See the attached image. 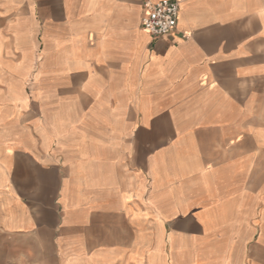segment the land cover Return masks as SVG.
I'll return each instance as SVG.
<instances>
[{
	"label": "crops",
	"instance_id": "crops-1",
	"mask_svg": "<svg viewBox=\"0 0 264 264\" xmlns=\"http://www.w3.org/2000/svg\"><path fill=\"white\" fill-rule=\"evenodd\" d=\"M142 13L0 0V264H264V0Z\"/></svg>",
	"mask_w": 264,
	"mask_h": 264
},
{
	"label": "built area",
	"instance_id": "built-area-1",
	"mask_svg": "<svg viewBox=\"0 0 264 264\" xmlns=\"http://www.w3.org/2000/svg\"><path fill=\"white\" fill-rule=\"evenodd\" d=\"M182 0H143L141 28L153 39L171 35L177 27Z\"/></svg>",
	"mask_w": 264,
	"mask_h": 264
}]
</instances>
